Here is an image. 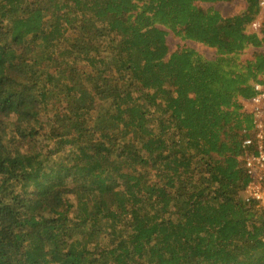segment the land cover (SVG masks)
Instances as JSON below:
<instances>
[{
    "label": "trees",
    "instance_id": "trees-1",
    "mask_svg": "<svg viewBox=\"0 0 264 264\" xmlns=\"http://www.w3.org/2000/svg\"><path fill=\"white\" fill-rule=\"evenodd\" d=\"M232 1L0 0V264H264V11L198 5Z\"/></svg>",
    "mask_w": 264,
    "mask_h": 264
},
{
    "label": "built area",
    "instance_id": "built-area-1",
    "mask_svg": "<svg viewBox=\"0 0 264 264\" xmlns=\"http://www.w3.org/2000/svg\"><path fill=\"white\" fill-rule=\"evenodd\" d=\"M264 11V0H258ZM254 95L245 102L252 113V130L250 137L244 140L243 146L251 149L244 159L249 182L244 190L246 202L254 203L256 209L264 214V84H253ZM264 241V237H263Z\"/></svg>",
    "mask_w": 264,
    "mask_h": 264
},
{
    "label": "rangeland",
    "instance_id": "rangeland-1",
    "mask_svg": "<svg viewBox=\"0 0 264 264\" xmlns=\"http://www.w3.org/2000/svg\"><path fill=\"white\" fill-rule=\"evenodd\" d=\"M199 7L203 9L207 8H212L217 11H219L223 16H230L239 13L242 11L245 7V3L241 0L238 1H232V2H219V3H213V4H208V3H199ZM263 14V12H262ZM262 17H259L255 23L252 25L251 30H257L259 28V23L261 22ZM167 44L170 50H174L177 47H188L195 49L199 53L203 54L204 56L210 58L212 57L213 50L206 48L200 44L197 43H192L189 41H181L180 39L174 37L172 34H169L166 37ZM250 53V52H249Z\"/></svg>",
    "mask_w": 264,
    "mask_h": 264
}]
</instances>
